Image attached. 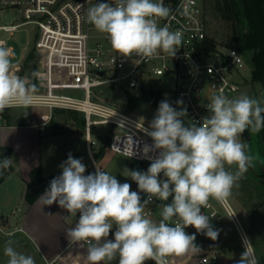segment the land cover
Returning a JSON list of instances; mask_svg holds the SVG:
<instances>
[{
	"label": "clouds",
	"instance_id": "clouds-1",
	"mask_svg": "<svg viewBox=\"0 0 264 264\" xmlns=\"http://www.w3.org/2000/svg\"><path fill=\"white\" fill-rule=\"evenodd\" d=\"M171 12L163 0H114L93 4L87 20L106 34L122 57L153 58L161 52L174 57L182 46L183 31L159 26ZM181 14L188 15L189 8ZM12 56V50L0 42V112L29 107L38 91L28 78L14 74ZM40 75L34 71L32 78ZM176 103L180 106L183 101ZM207 109L211 115L199 125H186L185 108L177 110L167 99L159 103L149 127L142 128L153 141L143 149L150 166L146 171L124 170L139 191H131L129 183H120L99 168L85 175L82 159L68 154L60 165L61 174L38 201L44 206L57 203L71 216L79 213L66 238L69 243L87 245L88 264H111L117 257L118 264H167L169 256L199 252L196 234L185 231L189 226L213 241L218 239L219 230L202 209L210 199L227 205L233 188L253 165L255 157L240 136L246 130L264 129V106L247 94L229 99L221 93L211 98ZM150 152L157 154L149 156ZM11 164V158H0V174ZM233 165L234 171L230 170ZM161 173L166 179L159 178ZM140 193L147 194V199L142 201ZM170 197L171 203L161 205L158 222L145 214V206L153 199L166 202ZM114 227V239H109ZM13 243L9 239L4 248L7 264H35L32 256L18 252ZM242 243L244 251L236 264H258L251 240L244 237Z\"/></svg>",
	"mask_w": 264,
	"mask_h": 264
},
{
	"label": "built area",
	"instance_id": "built-area-1",
	"mask_svg": "<svg viewBox=\"0 0 264 264\" xmlns=\"http://www.w3.org/2000/svg\"><path fill=\"white\" fill-rule=\"evenodd\" d=\"M101 2L114 3V0H0V42L8 47L4 35L8 37L24 26L32 27V46L36 50L39 65L35 71L41 75L39 79H34L38 91L30 106L45 107L50 115L54 110L81 114L85 148L91 162V167L86 166L85 175L94 173L96 168L104 171L96 162L92 150L96 142L91 137L94 127L103 126L107 128L109 137L104 151L120 154L132 160L137 170L146 171L151 160L145 157L143 149L146 145H152L153 141L142 128H148L149 124L100 99L102 89L108 87L117 92L134 93L148 88L151 76L166 75L173 83L169 93L173 95L177 110L181 107L187 110L185 124L199 125L203 117L211 115L207 105L214 95L222 93L229 99L240 96L241 84L233 79L232 71L234 67L241 68L244 65L243 56L238 50L221 43H209L211 37L202 0H163L172 12L169 17L159 21V26L166 25L170 31L179 29L184 34L182 46L176 55L172 57L161 52L153 58H140L135 54L129 58L122 57L112 49L106 34L97 31L87 20L91 3ZM185 7L189 8L188 15L181 14ZM5 9H17L21 21L11 25L2 24L1 13ZM8 48L13 53V49ZM177 100H182L183 104L178 106ZM50 120L49 117L38 125L39 129L43 131ZM248 131L240 136V140ZM101 146L102 143L97 147L96 155ZM155 154L150 152L148 155ZM61 172L62 169L53 175L49 184ZM159 178L166 179L163 173ZM127 183L131 185V191H139L131 178ZM140 195L142 201L147 199V194ZM171 200V197L166 202L153 199L145 206V214L158 222L161 219V205L171 203ZM222 208L242 241L247 235L233 210L228 203ZM202 212L211 219L212 225L220 217L211 199ZM185 231L201 234L196 233L191 226ZM71 244L86 246L82 242ZM217 253L211 250L193 259L173 255L166 260L167 264H215ZM45 264L61 263L58 258H54ZM146 264L155 262L147 261Z\"/></svg>",
	"mask_w": 264,
	"mask_h": 264
},
{
	"label": "rangeland",
	"instance_id": "rangeland-1",
	"mask_svg": "<svg viewBox=\"0 0 264 264\" xmlns=\"http://www.w3.org/2000/svg\"><path fill=\"white\" fill-rule=\"evenodd\" d=\"M214 0H202L204 10L207 16V29L210 37H213L216 42L224 43L225 35L227 33L225 29V23L218 19L212 10V2ZM94 3H91V6ZM20 13L17 9H5L1 13V22L4 25H11L20 22ZM8 47L13 49L12 61L14 64V74L28 78L30 82L31 66L35 64L38 68V56L33 44V31L31 26H24L18 31L14 32L10 36L4 35ZM33 54V59L29 61L28 67H24L27 61L28 55ZM244 65L241 68H233V79L241 84L240 93L247 94L248 96L261 101V105L264 106V90L259 83L251 81V69L250 53L242 54ZM35 68V69H36ZM166 75L164 76H151L147 83L148 88L154 94H160L164 99L169 98V91L173 88V83ZM33 83V82H32ZM102 95L99 97L105 102L114 104L115 106L125 110L134 117L142 120L148 124L154 118L157 107L138 105L133 110H129L126 106L127 93L121 91H114L111 88L105 87L102 89ZM131 96L139 97L142 93L136 91L134 93L129 92ZM174 102V99L170 100ZM9 119H4L0 116V124L4 122L6 125H12L19 120L32 121L33 119L48 120L49 129H46L47 133L53 134L54 137L42 136L40 139V145L36 142L33 131L22 129H10L5 133L11 136V142L13 147L14 156L11 166L13 171L9 172L6 179L0 184V217L3 216L5 220L0 219V264H7L8 258L4 255V248L9 239L13 243V247L20 253L30 255L34 258L35 264H45L43 255L40 253L38 245L28 235L20 231L19 218L21 208L24 205V198L22 196V188L24 182L16 170V163L18 167L24 170L26 164L30 160L36 159L42 155V160L48 162L45 167L46 176L51 174L56 168H60V164L67 160L68 154L74 158L82 159V163L91 167V162L88 158L85 141H84V129L82 126L75 124L72 119L67 117L66 112L54 110L51 113L47 108L39 106L29 107H15L10 108L7 111ZM104 135H108L107 128L94 127L92 129V139L96 142V145L92 147L95 155L96 162L104 171L115 175L120 183L127 182L130 177H126L125 169L130 170V163L132 160L117 154L105 150L103 155L97 158L95 151L97 147H100L102 138ZM248 145V152L255 157L253 165L249 167L248 171L239 180L238 185L233 188L232 195L228 200V204L233 210L238 222L244 230L247 238L251 240L254 253H257L256 246L258 242V233L264 232V225H258L259 222L264 224V189L260 183L258 172L264 168V146L257 133H253L249 141L241 140ZM52 157V158H51ZM10 158V157H9ZM52 159V160H50ZM50 160V161H49ZM227 167V166H226ZM59 170V169H58ZM230 170H235V165ZM217 208L220 217L213 221V225L219 230L218 239L213 241L203 234H196L195 243L200 247V251L196 253H187L177 256L178 258L185 257L186 259H193L196 256L208 253L212 249H216L218 253H243L244 246L242 241L227 216L222 206L211 199ZM261 206V207H260ZM242 209L251 216L252 224L248 227V221L244 217ZM35 213V212H34ZM60 218L54 217V221L47 218L39 220L34 216H29L27 224L33 231V238H36L39 244H45L51 240L54 236V245L61 243L66 235L65 227L60 224ZM66 226V225H65ZM67 227V226H66ZM115 227L112 229L109 235V239H114ZM187 232V231H186ZM9 233L14 235L9 236ZM188 234H194L187 232ZM259 235V236H260ZM264 240V235H261V241ZM49 243V242H48ZM261 245H264L261 243ZM87 253H62L58 258L61 264H88L86 260ZM111 264H118L117 259L113 260Z\"/></svg>",
	"mask_w": 264,
	"mask_h": 264
},
{
	"label": "trees",
	"instance_id": "trees-1",
	"mask_svg": "<svg viewBox=\"0 0 264 264\" xmlns=\"http://www.w3.org/2000/svg\"><path fill=\"white\" fill-rule=\"evenodd\" d=\"M212 10L214 15L225 23L227 31L224 43L222 45L238 50L242 54L250 53L251 81L259 83L264 90V0H214L212 2ZM215 39L211 37L209 43L213 45ZM33 59V54H29L24 67H28V63ZM35 64L31 66L30 79L34 83L32 73L35 71ZM139 97H134L127 93L126 106L129 110H133L138 105H150L157 107L162 100H165L160 94H154L151 90L142 89ZM167 99L171 105L176 108L175 101L171 102L173 95L169 93ZM6 108L0 112V116L4 119H9ZM67 117L72 119L75 124L80 125L84 129V120L80 113L75 111H64ZM51 121V120H50ZM49 121V122H50ZM252 132L248 131L244 134L243 139L249 141ZM264 146V129L257 133ZM102 146L97 153V158L104 153V148L107 146L109 137L104 135L102 138ZM13 155L10 148L0 146V158H9ZM130 170H137L135 163H130ZM13 171V167L3 171L0 174V184L6 179L9 172ZM262 188L264 189V168L258 172ZM49 182L42 177L41 167L33 168L28 174V181L26 182L25 192L23 195L24 201L27 205L33 204L39 196L49 188Z\"/></svg>",
	"mask_w": 264,
	"mask_h": 264
},
{
	"label": "crops",
	"instance_id": "crops-1",
	"mask_svg": "<svg viewBox=\"0 0 264 264\" xmlns=\"http://www.w3.org/2000/svg\"><path fill=\"white\" fill-rule=\"evenodd\" d=\"M45 121H47V120H45ZM45 121L43 119H39V120L33 119L32 121H27V122L19 120V122L12 124V125H6L3 122L2 124H0V126H1V129H0V146H3L5 148H10V149L13 147L10 134L8 135L7 133H5L6 130H10V129H12V130L22 129V130L33 131L34 132L33 134L36 138V142L38 143V145H40V139L42 136H49L46 139V141H48L49 138L54 137L53 134L51 135L50 133L46 132V129L47 128L49 129V123L46 125V127L43 131H41L38 127V125H40L41 123H44ZM13 156H14V159H16L15 154H13ZM13 156H10V158H12ZM50 160H52V159H50ZM16 164H17V165H15L16 170L24 182V185L22 188V196L24 195V192H25L26 182L28 181V174L33 168L40 166L41 172H42V177L46 178L47 181H49L51 179V177L53 175H55L57 172H59L61 169V168H56L55 170H53V172L51 174H48L46 176V174H44V173H45V167L48 164V162L42 160V155L38 156L34 160L33 159L30 160L29 163L26 164V167L24 168V170H22L21 168L18 167V163H16ZM42 195H43V193L39 196V198ZM38 199L31 205H27L24 201V205L21 208V211H20L21 213H20V215H18V218L20 221L19 222L20 231L25 233L26 235H28L31 239H34V241L38 245L40 253H42V255H43L44 263L46 261H50L54 258H59L62 255V253H77V252L87 253V251H86L87 245L83 246V247H76V246H74L68 242L66 235L64 236V239L61 240V243H57L55 245H54V236L51 238L50 241H48L49 243L47 242V243L41 244V245L39 244V242L36 238H33L34 233H33V231L31 232V228L27 224L29 216L33 215L34 218H38L39 220H42L45 218H47L49 220L52 219V221H54V217L60 218V221H61L60 224L65 227V231H67L69 228L74 227L78 221V218H79V213L77 214V216H71L70 214L67 213L66 210L60 208L57 203H53L51 206H44L41 201H38ZM242 212L244 214V217L248 221V227L251 226L252 221L250 219L251 216H249L250 215L249 212L247 214L244 209H242ZM49 214H51V215H49ZM0 219L5 220L3 218V216H1ZM258 225H264V224L259 222ZM213 226L215 229H217L215 227V225H213ZM257 235H258L257 239H258L259 243H257L256 246H258L260 248H257V253L255 255H256V258L258 260V263L264 264V245H261V243L264 244V240L261 241V235L263 236L264 232L261 233V235H260V233H258ZM212 250L216 251V249H212ZM217 254H218V260L216 261L215 264H236V261L239 260L242 253H217ZM103 264H104V262H103Z\"/></svg>",
	"mask_w": 264,
	"mask_h": 264
},
{
	"label": "water",
	"instance_id": "water-1",
	"mask_svg": "<svg viewBox=\"0 0 264 264\" xmlns=\"http://www.w3.org/2000/svg\"><path fill=\"white\" fill-rule=\"evenodd\" d=\"M99 74H100V75H102V73H101V72H100ZM136 167H137V166H136ZM101 264H103V262H101Z\"/></svg>",
	"mask_w": 264,
	"mask_h": 264
}]
</instances>
